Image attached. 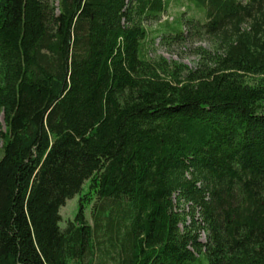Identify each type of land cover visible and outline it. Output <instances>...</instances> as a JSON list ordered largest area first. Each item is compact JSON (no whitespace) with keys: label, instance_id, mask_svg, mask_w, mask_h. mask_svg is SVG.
<instances>
[{"label":"trees","instance_id":"1","mask_svg":"<svg viewBox=\"0 0 264 264\" xmlns=\"http://www.w3.org/2000/svg\"><path fill=\"white\" fill-rule=\"evenodd\" d=\"M190 1L196 69L145 55L170 0H0V264H264V0Z\"/></svg>","mask_w":264,"mask_h":264},{"label":"rangeland","instance_id":"2","mask_svg":"<svg viewBox=\"0 0 264 264\" xmlns=\"http://www.w3.org/2000/svg\"><path fill=\"white\" fill-rule=\"evenodd\" d=\"M57 3L58 0H51ZM194 17L196 20H202L203 14L198 12L190 0H170L168 9L163 13L157 21L146 22L147 40L145 44V55L148 59L165 58L170 63L177 62L187 66L189 69H196L202 61L206 52L214 54L216 45L214 39L191 30L189 27L183 29L185 40L175 39L169 28L176 26L179 22H186L189 18ZM169 25V26H168ZM254 83V81H250ZM2 130L5 131L4 115L0 116ZM1 130V129H0ZM3 142L0 141V154L3 149ZM90 181H86L80 194L66 202L60 210L62 221L61 228H66L69 221H73L79 210L83 197L88 195L89 200L84 201V212L86 219L92 222L91 208L95 202V195L89 190ZM178 210L186 218L188 224L192 222V214L194 209L190 204L184 202L179 204ZM198 218V214H196ZM202 241L206 240V235L202 234ZM197 256H199L197 254ZM200 264H208L202 257Z\"/></svg>","mask_w":264,"mask_h":264}]
</instances>
